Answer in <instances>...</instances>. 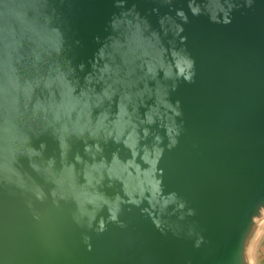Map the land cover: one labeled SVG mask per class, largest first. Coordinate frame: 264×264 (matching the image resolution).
<instances>
[{
    "label": "water",
    "instance_id": "95a60500",
    "mask_svg": "<svg viewBox=\"0 0 264 264\" xmlns=\"http://www.w3.org/2000/svg\"><path fill=\"white\" fill-rule=\"evenodd\" d=\"M190 2L199 16L188 10ZM132 3L145 15L156 6ZM174 6L189 17L181 35L195 76L191 83L181 78L175 91V73L164 81L172 101H180L179 135L167 134L170 120L158 107L149 112L156 123L141 126L147 136L137 130L144 156L135 175L110 178L107 167H93L102 157L109 164L113 153L131 156L123 143L130 129L119 142L104 130L81 133L74 124L79 108L71 120L62 111L55 117L41 75L45 60L29 73L32 84L22 86L19 99L6 91L0 63V264H246L264 212V0L251 7L245 0ZM61 10L69 42H81L70 55L87 64L99 47L94 38L108 35L119 9L113 0H67ZM219 17L231 23L210 19ZM148 19L158 26L156 15ZM177 64L187 71L182 59ZM89 71L87 65L77 72L81 83ZM172 138L178 143L169 148Z\"/></svg>",
    "mask_w": 264,
    "mask_h": 264
},
{
    "label": "clouds",
    "instance_id": "9594fccd",
    "mask_svg": "<svg viewBox=\"0 0 264 264\" xmlns=\"http://www.w3.org/2000/svg\"><path fill=\"white\" fill-rule=\"evenodd\" d=\"M66 3L67 0H0V63L5 71L6 91L19 99L24 93L22 86L32 84L29 73L41 66L42 59L45 60L41 75L47 82L45 94L54 100L56 119H60L62 111L71 120V113L79 108L74 124L81 133L86 129L104 130L109 136L115 133L117 142L125 129H130L123 143L131 156L121 160L117 153H113L109 164L102 157L93 167H107L110 178L113 172L135 175L140 171L144 156L137 151L142 146L136 138L140 134L137 130L147 136L148 127L141 126L156 123L155 118L149 117V112L158 107L170 120L167 134L179 135L176 117L181 115L180 101H172L164 81L175 73L171 91L177 89L181 78L185 82H193L195 60L184 46L187 37L181 35L183 24L188 23V14L183 8H175L174 0H155L156 6L147 15L138 10L136 3L128 6L129 0H113V6L119 11L113 13L108 21V35L103 39L100 36L94 38L99 47L86 64L83 61L76 63L70 55L81 42L78 39L69 42V25L61 10ZM252 3L253 0H245L247 7ZM165 6L169 11L161 14L160 9ZM233 7L239 5L231 3L229 8ZM188 10L193 16L200 15L191 2ZM173 11L175 15H172ZM152 14L157 16V27L148 19ZM210 19L225 25L231 23V17ZM180 59L186 66V72L181 71L177 64ZM87 65L91 66V71L84 74L81 83L77 72H84ZM36 90L31 89L32 92ZM57 96L59 103L56 102ZM158 101L161 102L158 104ZM177 143L172 138L169 148ZM90 147L86 144L85 151ZM94 147L102 151L99 144ZM143 163L147 165L150 161L144 159ZM112 218L115 219V212Z\"/></svg>",
    "mask_w": 264,
    "mask_h": 264
},
{
    "label": "crops",
    "instance_id": "0c3cea01",
    "mask_svg": "<svg viewBox=\"0 0 264 264\" xmlns=\"http://www.w3.org/2000/svg\"><path fill=\"white\" fill-rule=\"evenodd\" d=\"M246 264H264V212L256 219V227L246 247Z\"/></svg>",
    "mask_w": 264,
    "mask_h": 264
}]
</instances>
